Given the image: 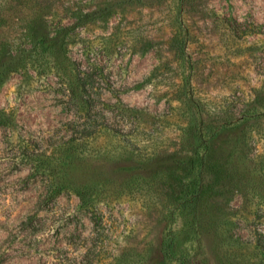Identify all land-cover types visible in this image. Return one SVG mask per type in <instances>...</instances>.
<instances>
[{
    "label": "rangeland",
    "instance_id": "1",
    "mask_svg": "<svg viewBox=\"0 0 264 264\" xmlns=\"http://www.w3.org/2000/svg\"><path fill=\"white\" fill-rule=\"evenodd\" d=\"M35 14L70 28L0 80V264H264V0H7L0 44Z\"/></svg>",
    "mask_w": 264,
    "mask_h": 264
},
{
    "label": "trees",
    "instance_id": "2",
    "mask_svg": "<svg viewBox=\"0 0 264 264\" xmlns=\"http://www.w3.org/2000/svg\"><path fill=\"white\" fill-rule=\"evenodd\" d=\"M6 1L7 0H0V7ZM107 8L110 7L107 6L106 8L103 7L99 8L98 10L83 12L76 16V20L72 23L77 24L95 21L98 19V17H101L97 13H106ZM27 21L28 30L23 32L21 42L16 41V43H12L8 40V42L0 44V80L2 75L7 71L18 69V67H25L26 63H30L32 66L40 69L44 64L46 54L51 53L55 47H62L63 43H65L67 29L70 28L69 25H58L51 28V26L48 25L46 18H43L38 14H35V16H30ZM29 27L33 29L30 31ZM31 50L33 51V55L28 54L25 55V57L21 56V58L17 59L16 61L14 60L16 52L21 54V52H29ZM0 123H4V118L1 114ZM196 132L197 130L193 131L194 136L192 137V139L195 141V157H192L191 161L197 160L201 166L214 169L213 167L217 165V161H212L210 156L205 155V152L199 154L197 152L198 148L201 146H203L205 150L212 148L210 144H208V140L203 139L200 132H198L196 136ZM217 167H219L221 172L226 173L227 169L224 166H221L220 163H218Z\"/></svg>",
    "mask_w": 264,
    "mask_h": 264
}]
</instances>
